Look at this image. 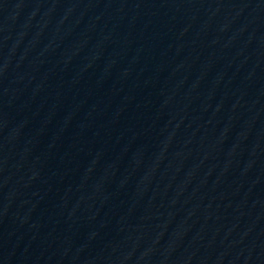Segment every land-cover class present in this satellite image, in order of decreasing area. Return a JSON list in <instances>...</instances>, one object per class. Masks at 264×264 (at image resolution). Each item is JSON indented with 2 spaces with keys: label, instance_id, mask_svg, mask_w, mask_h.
Segmentation results:
<instances>
[{
  "label": "water",
  "instance_id": "water-1",
  "mask_svg": "<svg viewBox=\"0 0 264 264\" xmlns=\"http://www.w3.org/2000/svg\"><path fill=\"white\" fill-rule=\"evenodd\" d=\"M0 264H264V0H0Z\"/></svg>",
  "mask_w": 264,
  "mask_h": 264
}]
</instances>
